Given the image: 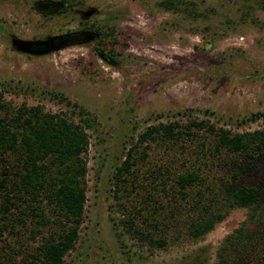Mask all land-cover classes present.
<instances>
[{
	"label": "rangeland",
	"instance_id": "1",
	"mask_svg": "<svg viewBox=\"0 0 264 264\" xmlns=\"http://www.w3.org/2000/svg\"><path fill=\"white\" fill-rule=\"evenodd\" d=\"M34 1L0 0V93L11 112L24 104L75 122L89 119L83 212L61 264H213L247 210L229 209L191 239L188 207L198 193L207 203L208 192L229 181L237 156L212 155L202 131L191 141L137 138L149 125L189 119L231 132L264 129V117L248 119L264 114V0H170L176 9L161 0H61L67 8L51 15L36 12ZM87 9L93 13L84 18ZM82 30L98 35L39 56L10 46L11 35L43 39ZM127 151L131 164L118 170ZM249 167L236 183L258 185L264 209V162ZM190 169L201 182L179 195L174 179ZM4 170L0 160V179ZM5 190L0 185V203ZM20 196L9 210L11 231L0 237V263L29 259L64 226L44 197ZM129 223L166 244L149 248L130 235Z\"/></svg>",
	"mask_w": 264,
	"mask_h": 264
},
{
	"label": "trees",
	"instance_id": "2",
	"mask_svg": "<svg viewBox=\"0 0 264 264\" xmlns=\"http://www.w3.org/2000/svg\"><path fill=\"white\" fill-rule=\"evenodd\" d=\"M60 2L63 6L59 13L67 8L64 1ZM158 4L165 9L177 8L170 0H161ZM260 116L264 114L255 112L248 119ZM83 121L75 122L63 113L45 112L39 106L24 104L11 112L1 101L0 93V160L5 169L0 185L6 189L0 203V237L4 231H11L9 210L18 205L13 199L19 200L20 195L28 202L44 197L64 223L59 232L37 246L33 256L29 253V259L0 264H61L72 247L85 201L86 167L82 154L88 138L85 127L90 124L88 118ZM199 131L211 138L208 152L217 156L221 153L236 155L239 161L230 171L229 181L208 192L211 200L201 203L203 196L198 193V200L189 205L191 215L185 221V235L200 238L221 221L229 209L244 208L247 210L244 220L223 237L213 264H264V209L259 208L262 194L254 182L236 183L240 169L249 165L248 169L255 168L264 162V129L231 132L205 120L189 119L184 125L175 121L149 125L138 135L137 141L155 138L191 141ZM130 158L127 151L118 170H127ZM200 178L194 169L178 173L174 179L176 193L188 195L187 187L201 182ZM186 212L185 209L184 214ZM128 226L132 228L130 235L145 241L149 248H162L166 244L165 238L154 236L153 230H141L130 223Z\"/></svg>",
	"mask_w": 264,
	"mask_h": 264
},
{
	"label": "water",
	"instance_id": "3",
	"mask_svg": "<svg viewBox=\"0 0 264 264\" xmlns=\"http://www.w3.org/2000/svg\"><path fill=\"white\" fill-rule=\"evenodd\" d=\"M33 8L36 12L45 14H54L58 12L63 3L58 0H35L33 2ZM93 13V9H87L82 13L84 18ZM97 37V33L92 31H85L82 34H66L59 36H48L43 39H22L15 35L10 36V46L16 52L26 55H46L59 50L72 41L76 40L77 43H87L93 41Z\"/></svg>",
	"mask_w": 264,
	"mask_h": 264
},
{
	"label": "flooded vegetation",
	"instance_id": "4",
	"mask_svg": "<svg viewBox=\"0 0 264 264\" xmlns=\"http://www.w3.org/2000/svg\"><path fill=\"white\" fill-rule=\"evenodd\" d=\"M38 13H40V12H38ZM57 13V12H56ZM40 14H43V15H49V14H45V13H40ZM85 31H89V30H82V31H78V33H83V32H85ZM91 31V30H90ZM92 32H94V31H92ZM96 33V32H95ZM98 35V34H97ZM96 39V38H95ZM88 43V42H87ZM97 54H98V56L99 57H101L102 59H104L105 61H107V56L105 55V54H103L102 52H100V51H97Z\"/></svg>",
	"mask_w": 264,
	"mask_h": 264
}]
</instances>
